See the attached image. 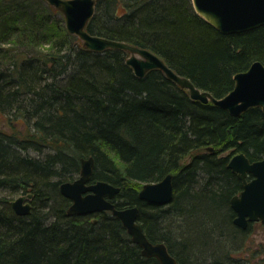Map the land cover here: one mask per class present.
Listing matches in <instances>:
<instances>
[{
    "label": "trees",
    "instance_id": "trees-1",
    "mask_svg": "<svg viewBox=\"0 0 264 264\" xmlns=\"http://www.w3.org/2000/svg\"><path fill=\"white\" fill-rule=\"evenodd\" d=\"M41 4L0 0V264H158L110 212L67 215L59 184L88 158L90 182L119 187L116 208L137 206L148 240L164 243L178 264H251L231 256L254 223L233 224L229 201L242 184L227 163L264 155V111L234 117L192 101L158 69L136 78L125 51L86 49ZM85 30L149 50L216 99L235 74L264 65V26L222 35L191 0H96ZM167 174L169 204L138 198L143 184ZM18 194H32L30 214L12 211L8 197Z\"/></svg>",
    "mask_w": 264,
    "mask_h": 264
},
{
    "label": "water",
    "instance_id": "water-1",
    "mask_svg": "<svg viewBox=\"0 0 264 264\" xmlns=\"http://www.w3.org/2000/svg\"><path fill=\"white\" fill-rule=\"evenodd\" d=\"M53 8L61 10L66 31L78 37L83 46L95 52L119 49L128 56L129 66L136 78H142L148 71L158 69L171 81L185 89L192 101L211 103L231 116L238 117L247 109L260 107L264 111V65L252 63L249 68L233 76L234 87L223 97L216 99L200 91L192 83L172 71L164 61L146 49L127 43L116 42L90 35L86 24L94 12V0H45ZM194 12L222 35L238 34L264 26V0H191ZM212 152L213 149L207 148ZM93 159H81L78 176L72 181L59 184L60 194L70 201L68 216H87L110 212L129 235L131 242L138 246L145 258H153L158 264H178L162 242L148 240L138 222V207L116 208L114 199L120 188L103 181L91 183ZM227 168L236 174L242 184L241 191L231 197L230 208L234 212L233 224L245 230L248 224H264V155L250 162L243 154L232 155ZM173 175L167 174L157 182L145 183L138 192V198L156 205H167L173 195ZM32 194L19 195L10 202L14 214H30L29 201Z\"/></svg>",
    "mask_w": 264,
    "mask_h": 264
},
{
    "label": "rangeland",
    "instance_id": "rangeland-1",
    "mask_svg": "<svg viewBox=\"0 0 264 264\" xmlns=\"http://www.w3.org/2000/svg\"><path fill=\"white\" fill-rule=\"evenodd\" d=\"M23 1H26L27 3L35 5V4L39 3V1H41V0H23ZM94 1H96V0H94ZM43 2H44V4H41L42 6L45 7V4L48 5L45 2V0H43ZM54 9H56V8H54ZM55 12H56L55 16L58 19L60 17L64 18L63 13L61 12V10L56 9ZM127 54H128V56H135L137 58H140L136 54H131L129 52ZM194 154L185 157L180 162V167H183L186 164H188ZM229 154H230V151H225L223 153H220L221 156L229 155ZM18 196H19V194L18 195H12L11 197H8V198H9V200L11 202L14 199H16ZM263 247H264V224H261L260 222H256V223L253 224V226L251 228V231L249 233V236L246 239L245 247L243 248V250L240 251V252H237L236 250L232 249L231 256L234 259H236V260H238L239 258H246L247 260L249 259L251 264H256L262 259V249H263Z\"/></svg>",
    "mask_w": 264,
    "mask_h": 264
}]
</instances>
